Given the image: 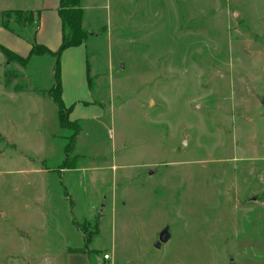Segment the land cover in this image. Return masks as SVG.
<instances>
[{
  "label": "rangeland",
  "instance_id": "obj_1",
  "mask_svg": "<svg viewBox=\"0 0 264 264\" xmlns=\"http://www.w3.org/2000/svg\"><path fill=\"white\" fill-rule=\"evenodd\" d=\"M80 4L68 127L56 57L0 52V264H264V0ZM42 5L0 0V19ZM10 22L0 44L25 56L38 23Z\"/></svg>",
  "mask_w": 264,
  "mask_h": 264
},
{
  "label": "trees",
  "instance_id": "obj_2",
  "mask_svg": "<svg viewBox=\"0 0 264 264\" xmlns=\"http://www.w3.org/2000/svg\"><path fill=\"white\" fill-rule=\"evenodd\" d=\"M80 3L81 0H59L57 11L61 24V39L59 47L56 50H50L45 45L38 43L35 38H33V44L31 45L28 54L25 56L18 55L0 44V52L9 63L16 60L20 65H25L31 55L52 54L56 57L54 68L55 80L53 86L48 90V96L56 106L58 121L61 127H68V115L72 106H65L62 100L59 56L64 49L79 46L83 44L88 37V33L82 27L84 12ZM2 16L4 18L2 19L1 17L0 26L13 32L14 29L10 22L11 17L12 23L19 27H26L38 22L40 10L15 9L3 11ZM4 74V86L6 87L11 84L12 79H16L19 76V73L16 70L6 71ZM87 75L88 65L86 66V76ZM21 89L22 88L17 86L12 87V90L14 91H19ZM75 127V131H78L77 126ZM73 140L74 137L72 141Z\"/></svg>",
  "mask_w": 264,
  "mask_h": 264
},
{
  "label": "crops",
  "instance_id": "obj_3",
  "mask_svg": "<svg viewBox=\"0 0 264 264\" xmlns=\"http://www.w3.org/2000/svg\"><path fill=\"white\" fill-rule=\"evenodd\" d=\"M58 5L59 0H51V3H49V0H44V5H42L41 8H37L40 10V16L37 22L38 25L36 27V41L40 44L45 45L50 50L56 49L60 44L59 42L61 39V24L57 11ZM77 47H70L66 50L74 49ZM63 97L64 92L62 91V100Z\"/></svg>",
  "mask_w": 264,
  "mask_h": 264
},
{
  "label": "water",
  "instance_id": "obj_4",
  "mask_svg": "<svg viewBox=\"0 0 264 264\" xmlns=\"http://www.w3.org/2000/svg\"><path fill=\"white\" fill-rule=\"evenodd\" d=\"M123 65V64H121ZM260 101V104H262V106L264 107V96L263 97H260L259 99ZM253 199H255V197H253ZM5 212L3 211H0V216L1 218L4 216ZM170 237V233H169V230H168V227H164L158 234V239L157 241L155 242V246L158 248L161 244V242H166Z\"/></svg>",
  "mask_w": 264,
  "mask_h": 264
},
{
  "label": "built area",
  "instance_id": "obj_5",
  "mask_svg": "<svg viewBox=\"0 0 264 264\" xmlns=\"http://www.w3.org/2000/svg\"><path fill=\"white\" fill-rule=\"evenodd\" d=\"M99 264H113V260L108 253L103 252Z\"/></svg>",
  "mask_w": 264,
  "mask_h": 264
}]
</instances>
